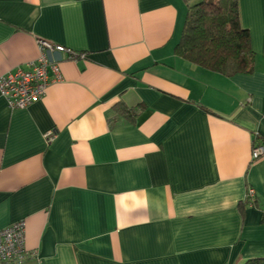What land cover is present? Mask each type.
Wrapping results in <instances>:
<instances>
[{
  "label": "crops",
  "instance_id": "crops-1",
  "mask_svg": "<svg viewBox=\"0 0 264 264\" xmlns=\"http://www.w3.org/2000/svg\"><path fill=\"white\" fill-rule=\"evenodd\" d=\"M194 1L0 0V76L40 38L85 53L50 51L60 78L27 107L0 95V229L24 220L21 264L264 258V0H238L255 62L231 76L174 54Z\"/></svg>",
  "mask_w": 264,
  "mask_h": 264
},
{
  "label": "trees",
  "instance_id": "trees-1",
  "mask_svg": "<svg viewBox=\"0 0 264 264\" xmlns=\"http://www.w3.org/2000/svg\"><path fill=\"white\" fill-rule=\"evenodd\" d=\"M174 54L225 76L251 72L255 52L248 29L240 22L238 0H196L189 4ZM119 108L127 109L122 103ZM244 264H264V258Z\"/></svg>",
  "mask_w": 264,
  "mask_h": 264
},
{
  "label": "built area",
  "instance_id": "built-area-1",
  "mask_svg": "<svg viewBox=\"0 0 264 264\" xmlns=\"http://www.w3.org/2000/svg\"><path fill=\"white\" fill-rule=\"evenodd\" d=\"M40 56L27 67H17L14 70L0 76V95L5 99L10 108H24L32 102L40 99L47 85L55 79L60 78L57 62L48 59L50 51H61L72 60L84 58L85 53L74 51L60 44L52 43L46 39H38ZM49 66L57 74L55 78L49 76ZM47 141L53 139L52 133L45 134ZM264 155V143L255 134L252 148L251 160L258 159ZM252 203L256 199L254 188L248 187L246 197ZM32 253L25 246V222L17 220L5 228L0 229V264H21Z\"/></svg>",
  "mask_w": 264,
  "mask_h": 264
}]
</instances>
